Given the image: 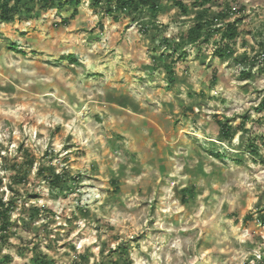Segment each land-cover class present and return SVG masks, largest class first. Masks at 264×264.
Segmentation results:
<instances>
[{
	"label": "rangeland",
	"instance_id": "374dc122",
	"mask_svg": "<svg viewBox=\"0 0 264 264\" xmlns=\"http://www.w3.org/2000/svg\"><path fill=\"white\" fill-rule=\"evenodd\" d=\"M79 1L0 20V264H264V0ZM228 3L230 54L185 40Z\"/></svg>",
	"mask_w": 264,
	"mask_h": 264
},
{
	"label": "trees",
	"instance_id": "16d2710c",
	"mask_svg": "<svg viewBox=\"0 0 264 264\" xmlns=\"http://www.w3.org/2000/svg\"><path fill=\"white\" fill-rule=\"evenodd\" d=\"M44 5V9H46L47 5H63L65 3L78 4L79 0H40ZM161 0H92V3L96 6L102 5L103 3L107 4V13L109 15H113L114 17L116 12L126 11L130 9L137 8H146L148 9L153 16H157L160 10V2ZM174 6L179 8V11L182 15L190 14L191 6L186 3L184 0H172ZM24 0H0V20L2 22H10L13 20L14 12H16L22 4ZM216 2V0H194L193 6H203L205 8L206 5L212 4ZM220 3V2H219ZM230 3L227 6H223V9L219 11L217 14L212 15V17L204 18V12H208L207 9H203L199 17L198 22L190 27L184 35L185 40L190 43H197L198 41L204 39L207 40V37L212 34L213 31H218L221 33V40L223 42V46L219 47L220 56L224 57L230 54L233 51L234 44L236 43V39L242 33L241 25L243 24L242 16L237 15L235 19L230 20L227 17L230 14L235 13L231 11ZM244 10V7L241 5L240 9L236 10V12H240ZM224 19V21H222ZM220 21V22H219ZM222 24V25H219ZM233 44V46L231 45ZM173 49L175 52H178L180 44L174 43ZM264 108V99L260 104L259 110ZM221 130L220 133L224 137L231 136L232 127L226 123H222L220 121ZM250 146L254 147L255 142H251ZM221 156L220 154H218ZM60 177H57L56 180H59ZM10 213L8 203H5L4 199L0 197V241H4L7 238L8 229L10 226ZM39 264H56L54 260L40 259ZM81 264V263H76Z\"/></svg>",
	"mask_w": 264,
	"mask_h": 264
}]
</instances>
